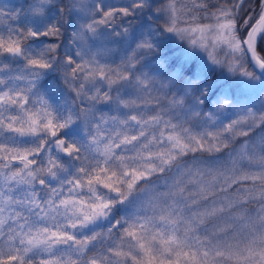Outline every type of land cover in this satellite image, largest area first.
<instances>
[{
  "label": "snow or ice",
  "instance_id": "obj_1",
  "mask_svg": "<svg viewBox=\"0 0 264 264\" xmlns=\"http://www.w3.org/2000/svg\"><path fill=\"white\" fill-rule=\"evenodd\" d=\"M5 21L0 264H264V0Z\"/></svg>",
  "mask_w": 264,
  "mask_h": 264
},
{
  "label": "rangeland",
  "instance_id": "obj_2",
  "mask_svg": "<svg viewBox=\"0 0 264 264\" xmlns=\"http://www.w3.org/2000/svg\"><path fill=\"white\" fill-rule=\"evenodd\" d=\"M68 0H65V3H67ZM113 3H119L121 2V0H112ZM7 21L3 22L2 24H0V31H6V25H7ZM22 63V62H21Z\"/></svg>",
  "mask_w": 264,
  "mask_h": 264
}]
</instances>
